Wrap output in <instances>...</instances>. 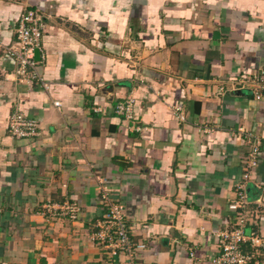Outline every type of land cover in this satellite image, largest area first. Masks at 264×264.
I'll use <instances>...</instances> for the list:
<instances>
[{
    "label": "crops",
    "instance_id": "1",
    "mask_svg": "<svg viewBox=\"0 0 264 264\" xmlns=\"http://www.w3.org/2000/svg\"><path fill=\"white\" fill-rule=\"evenodd\" d=\"M26 8L46 16V85L6 48ZM259 68L264 0H0V264H215L246 133L261 140L247 193L264 235V100L238 82ZM16 109L37 137L10 135ZM104 183L147 245L133 259L92 235ZM66 200L77 219H50Z\"/></svg>",
    "mask_w": 264,
    "mask_h": 264
},
{
    "label": "built area",
    "instance_id": "2",
    "mask_svg": "<svg viewBox=\"0 0 264 264\" xmlns=\"http://www.w3.org/2000/svg\"><path fill=\"white\" fill-rule=\"evenodd\" d=\"M45 26L46 16L43 12L39 9L26 8L16 28L15 42L6 47L19 63L16 72L21 78L39 80L44 85L46 82L40 70L42 61L36 57V50L41 48ZM240 83L248 87L256 99L264 100L263 68L244 76ZM132 104V99L120 102L116 109L118 112L128 114ZM55 105H60V101H55ZM8 130L10 135L17 139H33L39 135L40 124L37 119L16 109L10 117ZM246 134L249 137L250 148L243 157V174L235 186V198L229 203V209L234 212L235 218L218 234L222 252L215 260V264H249L255 259L257 251L264 252V235L256 228H249L251 224L257 223L255 212L258 209L249 208L247 193V185L259 164L261 140L252 137L250 133ZM99 200L106 208V212L98 224L99 229L92 233L97 245L109 248L112 256L127 253L133 259L138 250L147 248L146 243L133 239V226L128 222L125 207L112 196V189L108 184L101 185ZM258 205L264 207L263 197L258 199ZM45 207L48 217L53 220L66 216L76 220L78 217L79 206L75 201H49ZM248 246L251 250L244 251Z\"/></svg>",
    "mask_w": 264,
    "mask_h": 264
},
{
    "label": "rangeland",
    "instance_id": "3",
    "mask_svg": "<svg viewBox=\"0 0 264 264\" xmlns=\"http://www.w3.org/2000/svg\"><path fill=\"white\" fill-rule=\"evenodd\" d=\"M242 78H244V77H242ZM242 78H241V79H242ZM241 79H239V81H238L239 83L241 82ZM240 84H241V83H240ZM256 216L259 217V214H257ZM256 216H255V219L257 220V217H256ZM250 250H251V249H249L248 247L244 248V251H250ZM262 253H263V252L259 250V251H257V252L255 253V256L261 255ZM256 260H257V259H256ZM256 262H257V261H256Z\"/></svg>",
    "mask_w": 264,
    "mask_h": 264
},
{
    "label": "trees",
    "instance_id": "4",
    "mask_svg": "<svg viewBox=\"0 0 264 264\" xmlns=\"http://www.w3.org/2000/svg\"><path fill=\"white\" fill-rule=\"evenodd\" d=\"M68 218H70L69 216H67ZM71 219V218H70ZM250 249V248H249ZM256 259H257V256L255 257V259H252L249 264H255L256 263Z\"/></svg>",
    "mask_w": 264,
    "mask_h": 264
},
{
    "label": "water",
    "instance_id": "5",
    "mask_svg": "<svg viewBox=\"0 0 264 264\" xmlns=\"http://www.w3.org/2000/svg\"><path fill=\"white\" fill-rule=\"evenodd\" d=\"M36 57L39 58L40 57V49L36 50Z\"/></svg>",
    "mask_w": 264,
    "mask_h": 264
}]
</instances>
